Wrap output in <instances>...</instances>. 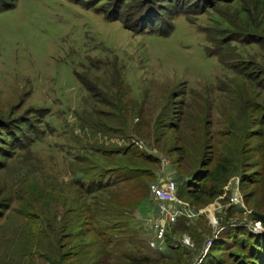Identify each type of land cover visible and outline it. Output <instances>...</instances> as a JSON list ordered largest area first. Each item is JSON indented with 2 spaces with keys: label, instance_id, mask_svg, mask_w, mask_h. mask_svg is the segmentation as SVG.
Returning a JSON list of instances; mask_svg holds the SVG:
<instances>
[{
  "label": "rangeland",
  "instance_id": "1",
  "mask_svg": "<svg viewBox=\"0 0 264 264\" xmlns=\"http://www.w3.org/2000/svg\"><path fill=\"white\" fill-rule=\"evenodd\" d=\"M83 1L17 0L14 7L0 10V122L6 121L12 128L18 127L25 132L26 124L32 127V121H36L32 111L42 109L51 117L50 125L53 126H48V133L42 138L36 136L32 140V148L17 152L11 166L0 172V193L9 205L0 226V264L26 248L25 242L32 240L27 232L32 220L22 214L46 210L48 217L60 218L57 212H64V201L71 186L76 188L71 184L73 174L80 167L75 160L79 148L75 135L84 136L88 131L87 127L79 125V117L90 116L93 104L97 107L98 103H93L87 96L76 72L89 76L93 80L91 84L104 95L115 97L121 91L131 100L126 105L132 106V111L137 113L130 120L131 124L144 134H133L131 141L139 150L158 160L149 166L155 171V177L148 182L144 198L137 197L134 183L129 184L130 181L123 179V185L119 186L122 190L115 187L88 198L85 196L89 203L85 207L90 205L101 213H109L108 208L114 207L120 211L121 207L132 209L136 217L131 223L144 229L147 240L141 219L155 207L149 191L151 182L162 172L173 173L180 184L179 199L183 203L187 201L184 189L191 177H187L190 174L187 171L181 170V173L178 170L179 154L175 149L181 145L180 138L192 154L184 165L185 169L197 164L199 154L195 149L207 146L204 157L199 159V167L201 162H213L218 156H224L226 148L235 154L240 141L224 134L231 131L236 135L228 125L234 122L239 105L231 102L220 90L229 83L226 77L232 73L217 56L206 50L207 40L202 26L207 25V16L192 23L180 15L169 32L137 35L126 28L123 21L108 20L106 12L100 10V4L91 7L87 6L89 0ZM220 7L223 11L228 9L226 5ZM212 15L216 16L215 13ZM258 16V23H261L263 17ZM261 29L264 30V24ZM258 61L264 65L260 56ZM214 84L213 89L210 86ZM248 90L253 97L260 94L264 100V94L258 88L249 85ZM100 111L116 113L106 106ZM200 118L204 119L202 125L207 131H191ZM170 121H181L184 131L175 134V130H170ZM43 122L41 118L40 123ZM40 127L45 128V125ZM25 133L30 135L28 131ZM110 141L119 143L120 139ZM261 142L264 150V138ZM263 158L264 155L260 160ZM256 169L261 171L260 166ZM253 171L251 169L248 173ZM261 179L254 192H251L252 187L244 189L251 192L249 195L253 193L245 199L241 188L242 172L235 173L226 185L231 191L230 197L223 194L225 204L215 200L199 208L213 209L212 214L218 218L220 226L253 224V214L256 211L264 213V176ZM233 194L241 200L238 205L231 202ZM136 201L139 205L135 210ZM207 215L193 220L190 225L181 219L168 235L169 248H152L147 242L143 255L150 258V264L174 263L178 257L176 251L180 248L173 245L181 236L188 235L195 242L185 250L191 251L189 254L194 263L200 262L205 241L213 233ZM198 224L201 228L196 233L191 225ZM223 233L219 234L217 241ZM262 233L260 230L256 234ZM226 236L225 233L222 237Z\"/></svg>",
  "mask_w": 264,
  "mask_h": 264
},
{
  "label": "trees",
  "instance_id": "2",
  "mask_svg": "<svg viewBox=\"0 0 264 264\" xmlns=\"http://www.w3.org/2000/svg\"><path fill=\"white\" fill-rule=\"evenodd\" d=\"M16 2L17 0H0V10L12 8ZM98 4L101 6L100 10L106 12L108 20L123 21L126 28L137 35L169 32L180 15H184L192 23H197L201 17H208L207 25L202 26L206 34V50L210 55L217 56L220 63L232 73V76L226 77L229 78L226 87L218 89L224 91L231 102L239 105L234 122L228 125L232 126L236 135L231 131L224 134L240 141L237 142L235 154L226 148L224 156H218L213 161L215 163L209 160L208 163L201 162L199 167V159L204 157L207 146L205 149H195L199 154L198 162L196 165L193 163L191 169H185L184 165L192 154L180 138L181 145L175 149L179 154L177 166L180 172L187 171L191 175L187 176L191 180L186 183L184 190L187 192V201L197 208L215 200L225 204L223 194H229L230 197L231 191L226 189V185L235 173L242 172L241 188L245 199L251 196L253 193H249L255 191L254 188L264 176V158L263 161L260 160L264 155L261 142L264 138V100L260 94L259 97H253L248 90L251 85L264 94V65L258 61L259 56L264 60V30L261 29L264 24V0H89L87 6L96 7ZM222 5H226L228 9L223 11L220 7ZM259 14L263 17L261 23L257 19ZM76 74L83 90L88 92L87 96L93 103L98 102L97 107L93 104L90 116L79 117V125L87 127L88 131L84 132L87 134L84 136L75 135L79 145L75 160L80 167L73 174L71 184L76 188L71 186L69 196L64 201V212H57L60 218L48 217L46 210L22 214L32 220L27 226L28 237L32 240L26 241V248L18 250L15 256L1 264H150V258L143 255L148 242L144 229L131 223L136 217L134 211L122 207L120 211L114 207L118 213L112 208H108L109 213H101L99 209L96 211L94 207L90 208V205L85 207L88 203L85 196L88 198L94 193L115 187L122 190L119 186L126 179V182L130 181L129 184L134 183L137 197L144 198L148 192V182L155 177V171L149 166L152 167L158 160L139 150L131 141L133 134L144 136L137 126L131 124L130 120L137 114L132 111V106L126 105L131 100L121 91L115 97L104 95L96 90V85L91 84L93 80L85 73ZM217 81L221 83L220 78ZM215 86L210 87L214 89ZM103 106L116 113H101ZM32 114L37 117L36 121H32V127L25 123V132L28 131L30 135L21 132V128H12L6 121L0 122V172L11 166L10 162L17 152L32 148V140L36 136L37 139L42 138L48 133V126L53 127L50 125L51 117L42 109H35ZM41 118L43 123H40ZM200 119L191 131H207L202 125L204 119ZM170 122V130H175V134L180 135L179 132L184 131L181 121ZM41 124L45 128L40 127ZM256 127L258 128L255 129ZM25 139L27 142H24ZM110 139H120V142ZM259 166L261 171L256 169ZM251 169L254 170L253 173H248ZM249 187H252V191L247 193L244 189ZM138 205L139 201H136L135 210ZM8 209L6 198L0 193V226ZM181 219H185L189 225L197 220L180 218L178 223ZM252 219L264 226L263 212L256 211ZM191 226L196 233L201 228L199 224ZM223 232L222 236L226 233V238L220 236L199 264H264V233L256 234L244 225L226 227ZM134 233L137 234L136 237L131 236ZM169 247L166 240L163 248ZM179 248L175 262L166 264L197 263L191 259V251Z\"/></svg>",
  "mask_w": 264,
  "mask_h": 264
},
{
  "label": "built area",
  "instance_id": "3",
  "mask_svg": "<svg viewBox=\"0 0 264 264\" xmlns=\"http://www.w3.org/2000/svg\"><path fill=\"white\" fill-rule=\"evenodd\" d=\"M172 174L173 173L170 172H162V175H160L155 181L151 182L149 186L150 193L155 200V207L151 212L153 217L152 224L147 230L148 243L152 248H162V245L166 243L172 227L178 223L180 218L193 220L208 214L207 216L213 227V233L205 241L202 250V258H204L226 226L219 225L218 218L215 214H212L213 209L191 207V203L187 201L183 203L180 201L179 183ZM230 199L232 204L238 205L241 203V200H239L235 194H233ZM236 225L241 226L243 224L240 223ZM247 227H249L254 233H258L260 230L264 232V226L261 222H253V224L249 223V225L247 224ZM173 246L175 248H190L194 246V242L190 236L183 235Z\"/></svg>",
  "mask_w": 264,
  "mask_h": 264
},
{
  "label": "crops",
  "instance_id": "4",
  "mask_svg": "<svg viewBox=\"0 0 264 264\" xmlns=\"http://www.w3.org/2000/svg\"><path fill=\"white\" fill-rule=\"evenodd\" d=\"M151 212H152V211H150L148 214H146L145 217L142 219V225H144L146 231H147L148 228L151 226L152 221H153V217H152V215H151ZM147 232H148V231H147ZM163 245H164V244H163ZM163 245H162V247H163ZM164 247H165V246H164ZM165 249H167V248H165Z\"/></svg>",
  "mask_w": 264,
  "mask_h": 264
}]
</instances>
